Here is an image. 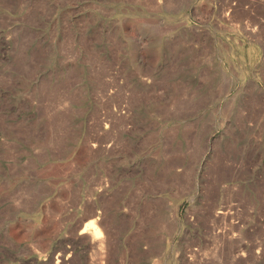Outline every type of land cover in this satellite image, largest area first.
Returning <instances> with one entry per match:
<instances>
[{
	"label": "rangeland",
	"instance_id": "374dc122",
	"mask_svg": "<svg viewBox=\"0 0 264 264\" xmlns=\"http://www.w3.org/2000/svg\"><path fill=\"white\" fill-rule=\"evenodd\" d=\"M0 264H264V0H0Z\"/></svg>",
	"mask_w": 264,
	"mask_h": 264
},
{
	"label": "bare ground",
	"instance_id": "6f19581e",
	"mask_svg": "<svg viewBox=\"0 0 264 264\" xmlns=\"http://www.w3.org/2000/svg\"><path fill=\"white\" fill-rule=\"evenodd\" d=\"M84 228H86V227H84ZM82 231L84 232V231H85V229H84V230H82ZM82 231H81V232H82ZM86 231H87V228H86ZM92 231H93V230H92ZM83 232H82V233H83Z\"/></svg>",
	"mask_w": 264,
	"mask_h": 264
}]
</instances>
